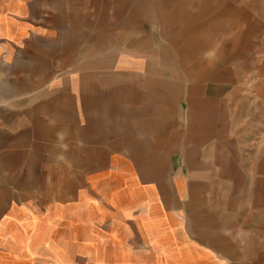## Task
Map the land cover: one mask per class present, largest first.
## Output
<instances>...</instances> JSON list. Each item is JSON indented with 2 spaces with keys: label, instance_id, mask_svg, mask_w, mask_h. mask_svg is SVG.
<instances>
[{
  "label": "crops",
  "instance_id": "crops-1",
  "mask_svg": "<svg viewBox=\"0 0 264 264\" xmlns=\"http://www.w3.org/2000/svg\"><path fill=\"white\" fill-rule=\"evenodd\" d=\"M27 1L29 0H8L7 3L13 13H18L19 10L25 15L28 14L26 7L30 5ZM116 1L119 5L127 2ZM172 1H176V4L169 11V2ZM138 2L145 4L146 18L151 22L161 24L165 31L170 28L179 31L160 50L163 68H154L160 78L155 77L152 82L146 80L142 84L140 68L143 69L144 65L140 67V60L120 61L116 69L123 71L125 76L119 78H114L110 60L88 63V69H104L109 70V73L106 72L105 76L100 78L91 77V74L89 77L83 75V81H86L83 82V87L85 86V92L88 93L87 97H76L74 101L79 105L75 103L73 115L70 112L62 114L72 116L73 127H78L80 135L86 138L84 143L87 145L75 148L126 151L136 160V164L140 165L143 176L148 179L155 178L160 182L161 167L166 161V155L156 153L162 149L179 150L188 166L222 167L215 175L201 173V187L193 185V178L190 179L191 184L186 181V215L191 205L192 222L196 220L197 224L190 228L186 225L185 234L181 231L177 234L178 228L173 231L175 239L183 238V248L169 236V245L176 246L175 256L173 258L171 254L170 260L182 261L184 264H264V78H230L218 70L212 71L211 77L201 78L200 82L186 87V79L177 78L172 70L174 67L187 70L186 64L195 54L203 51V48L211 50L215 46L212 41L214 35L224 31L223 23L210 22L211 19L196 23L194 17L190 16L189 7L197 10L195 17L208 13L206 0H198L195 4H192V0ZM78 38L81 40L82 36L77 35L73 28H69L63 34L62 49L69 52ZM106 40L102 39L98 43L104 44ZM108 42L111 41L108 39ZM212 49L213 56L210 55L209 59L200 63L202 68L196 69L203 71H200V76L205 75L207 65L213 64L221 57L218 47ZM91 55L89 52L88 56ZM203 80L211 81L218 87L210 89L208 82ZM79 82L72 86L78 87ZM140 86L148 91L142 93V109ZM228 86H231V89H228ZM254 99L259 100V103L255 105ZM80 109L87 113L83 122L79 114ZM53 113L57 126L61 117H58L56 111ZM48 118L52 117L49 115ZM40 126L35 123L33 129H28L22 134L25 139L23 144L28 140L26 135L35 132L34 129ZM42 130L40 127L36 133L43 134ZM230 137H234L233 142L228 141ZM198 149H215L218 151V157H195L193 153ZM227 150H232L233 156H226ZM219 153L222 155L219 156ZM33 156L39 160L40 155ZM6 157L12 160L23 155L10 153ZM94 159L90 157L89 162L80 165L103 164L102 160ZM110 159L112 154L109 155L108 160ZM131 177L134 186L120 191V196L115 194L110 199L104 197L98 201L93 200L90 193L79 192L78 200L74 201L71 207H62L63 189H39L28 196L21 194L23 199L18 202L32 201L34 205L16 209L10 204L6 211L13 210L12 215H0V241L5 242V246L11 250L10 259L22 261L32 255L34 250H37L35 255L47 257L49 229H52V225L66 224L68 228L72 225L74 235L72 243L68 244L72 247L85 246L83 252L76 251L74 256L86 254L94 264H101L102 261L105 263L107 254L110 262L118 263L132 259L135 260L132 262L139 264H153L154 261L157 263L156 241H161L163 237H160L159 228L155 225L157 219L150 218L155 214L149 212V205L145 203L140 206V191L146 192L147 189L141 186L138 176ZM213 182L216 183L215 195L210 192ZM197 188L200 189V202L198 193L196 196L193 193L194 189L195 193L198 192ZM189 195L190 205L187 200ZM145 197L147 198L143 194V198ZM193 199L198 201L194 202ZM194 205H200V210L193 208ZM110 206L113 207L114 214L108 235H104L106 238L94 237L95 229L101 227L106 218L103 211ZM159 207L163 211V207ZM128 208L131 210L130 216L126 214ZM134 208H138V211L133 212ZM130 220L134 223V228L129 227ZM117 225L127 230L131 228V233L122 238L120 229L114 227ZM173 226L176 227L175 224ZM36 230L41 231L42 235H36ZM66 242L56 239V243L51 244L64 246ZM116 245L120 246L117 251L111 248ZM133 245L139 248H130ZM99 246V249L90 248ZM140 246H150L151 253L154 254L145 257L146 253L140 251ZM20 250L23 253L19 252ZM69 256L70 254H67V257Z\"/></svg>",
  "mask_w": 264,
  "mask_h": 264
},
{
  "label": "rangeland",
  "instance_id": "rangeland-1",
  "mask_svg": "<svg viewBox=\"0 0 264 264\" xmlns=\"http://www.w3.org/2000/svg\"><path fill=\"white\" fill-rule=\"evenodd\" d=\"M138 1L127 0L123 5H119L116 0H29L27 3L30 2V5L26 7L28 14L23 15V11L19 10L18 13H13L8 0H0V215H12L13 210L6 211L10 204L16 209L33 206L32 201H18L23 199L21 194L28 196L39 189H63L62 207H71L74 201L78 200L79 192L90 193L93 200L99 201L104 197L110 199L115 194L120 196L119 192L123 189L133 187L131 176L135 175L140 178L141 186L147 189L146 192L140 191V206L145 203L149 205V212L155 214L150 218L157 219L155 225L159 228L160 237H163L161 241H156L158 245L155 259L158 260L153 264H184L182 261L170 260L171 254L173 258L175 256L176 246H170L168 240L171 235L173 242L181 244L183 248V238L175 239L173 231L178 228L177 234H185L186 225L190 228L197 224L196 220L192 222L191 195L187 198L190 207L186 215L184 186L186 181L191 184L190 179L193 178V185L201 187V173L215 175L222 167L188 166L179 150L162 149L156 153L166 155V161L161 167L162 180L160 182L155 178L148 179L141 174L140 165L136 164V160L126 151L75 148L87 145L84 143L86 138L80 135L78 127H73L72 116H63L66 112L73 115L74 105L78 103L74 101L76 97H87L88 93L85 92V86L83 87V82H86L83 81V75L89 77L91 74V77L100 78L104 77L106 72L109 73V70L104 69H88L90 62L110 60L113 76L119 78L125 76L123 71L116 69L120 61L140 60V67L144 65L143 69L140 68L142 84L146 80L152 82L155 77L160 78L154 70L163 68L160 50L179 31L175 28L165 31L161 24L151 22L146 18L145 4ZM197 1L192 0V4ZM206 1L208 13L195 17L197 10L189 7L190 16L194 17L196 23H204L210 19V22L223 23L224 31L218 32L212 38L215 43L212 48L218 47L221 57L213 64L207 65L208 71L204 72V76H200L201 70L196 69L202 68L200 63L209 59L210 55L213 56L212 48H203V51L200 50L186 64L187 70L174 67L172 72L177 78L186 79V87L200 82L201 78L211 77L210 73L218 70L230 78H264V0ZM169 4L170 11L176 1ZM69 28H73L82 38H78L75 46L65 52L62 49V39L64 32ZM102 39H107L106 43L99 44ZM108 39L111 42H108ZM89 52L92 53L91 56H88ZM191 70L192 72L188 73ZM78 81L80 85L73 87L72 84ZM203 81L208 82L210 89L218 87L211 81ZM221 87L223 88L222 84ZM228 89H231V86H228ZM140 92L142 109V93L148 91L140 86ZM255 101V105L259 103V100ZM53 111L61 117L57 126ZM79 114L83 122L87 113L80 109ZM49 115L52 118L49 119ZM35 123L41 125L44 133H36L40 127L34 129L35 132L26 135L28 140L23 144L25 139L22 134L28 129H33ZM233 138L230 137L228 141L233 142ZM10 153L23 157L9 160L6 155ZM225 153L228 157L233 156L232 150ZM34 154L40 155L39 160ZM111 154L112 159L108 160ZM193 154L195 157H218V151L215 149H198ZM221 155L222 153H219V156ZM90 157L95 158V161L102 160L103 164L80 165L89 162ZM41 172L43 174L40 175ZM211 188L210 192L215 195V182ZM197 189L198 192L195 193L194 189L193 193L195 196L198 193L200 202V189ZM143 194L147 198H143ZM194 199V202L198 201ZM159 205L163 207V211ZM129 206L132 207L131 204ZM197 206L194 205L193 208L199 211L200 205ZM129 208L126 212L128 216L131 215ZM137 211L138 208L133 209V212ZM113 214L114 209L111 206L103 211L106 218L101 227L95 229L94 237L106 238L112 225ZM198 220L200 225V218ZM117 226L114 227L120 229L119 232L124 238L131 233L134 223L129 221V231L125 227ZM51 228L47 237V243L50 242L47 257L35 255L37 250H34L32 255L22 261L12 260L11 250L5 246V242L0 241V264H94L86 254L73 255L76 251L83 252L85 246L72 247L68 244L72 243L74 238L72 225L70 229L66 224L52 225ZM34 233L42 235L39 230ZM84 234L83 229L82 235ZM44 235L43 232V237ZM56 239L67 242L64 246L52 245L51 242L56 243ZM90 248L99 249L100 246ZM111 248L117 251L120 246ZM130 248L139 247L133 245ZM140 251L146 253L145 257L154 254L151 253L150 246H140ZM19 252L23 253L21 250ZM67 254L70 256L67 257ZM106 260L107 263L102 261L101 264H139L132 262L135 261L132 259L118 263L110 262L109 254Z\"/></svg>",
  "mask_w": 264,
  "mask_h": 264
}]
</instances>
